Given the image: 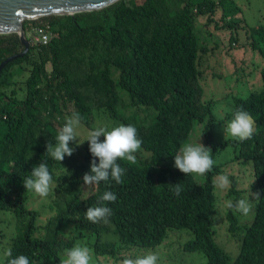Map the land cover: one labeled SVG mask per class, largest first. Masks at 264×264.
<instances>
[{"label":"trees","instance_id":"trees-1","mask_svg":"<svg viewBox=\"0 0 264 264\" xmlns=\"http://www.w3.org/2000/svg\"><path fill=\"white\" fill-rule=\"evenodd\" d=\"M217 10L224 25H239V18L225 24L239 12L230 0H120L99 11L23 23L27 39L33 29L46 27L53 38L46 46L31 45L0 72V213L12 216L5 220L7 231H1V238L10 237L5 245L0 240V264L9 249L13 256L27 255L31 264H62L63 251L76 244L90 248L91 264L102 259L120 264L125 256L147 251L159 255V264H168L158 247L173 232L186 237L180 255H198L201 264H264V66L262 87L234 97L225 115L230 120L235 109L248 110L257 121L254 136L243 142L216 139L213 101L203 97L198 69L206 49L199 48L194 25L195 17L205 14L211 15L209 24ZM250 37L264 60V21L250 30ZM234 42L232 37L229 43ZM22 52L17 34L0 35V64ZM22 70L26 80L20 97L14 78ZM74 111L87 128L99 112L137 127L145 155H136L135 163L119 161L126 169L122 183H83L93 159L88 142L83 159L73 164L68 156L59 164L48 155V142L55 144L65 117ZM193 131L202 133L216 162L204 176L185 175L173 166V156ZM217 147L232 155L216 159ZM44 160L55 183L48 215L41 219V211L28 208L32 192L22 180ZM228 164L252 169L243 186L239 175H230L227 191L228 200L258 194L248 215L224 208L216 216L214 180ZM177 183L180 196L173 191ZM105 190L117 195L115 202H103L112 215L106 223L93 224L85 212ZM219 221L224 238L215 229ZM222 239L235 252L222 248Z\"/></svg>","mask_w":264,"mask_h":264},{"label":"rangeland","instance_id":"rangeland-1","mask_svg":"<svg viewBox=\"0 0 264 264\" xmlns=\"http://www.w3.org/2000/svg\"><path fill=\"white\" fill-rule=\"evenodd\" d=\"M141 1L143 0H136L137 3ZM230 1L233 2L234 7L239 12L236 13L234 17H227L228 19L226 18L227 20H225V24L232 23L231 21L239 18V25H235V27L232 25H224L221 20L220 11L218 10L212 16V21L209 24H206V18H210L211 15L205 14L196 16L194 25V32L198 38L199 48L203 47L206 49V52H201L199 56L198 69L201 72L200 85L203 90L204 99L213 101L212 111L216 119L214 136L216 139H219L222 136V141L227 140V138L230 137L227 134L224 136L223 125H226V122L228 121L225 119V115L233 105V98L246 97L252 91L258 90L262 87L261 70L264 66L263 58L260 56L257 49H253L251 46L253 37H250V30L258 27L259 24L264 21V0ZM39 20L40 19L35 21ZM241 21L244 22L242 23ZM232 37L236 42L230 44L229 42ZM28 39L29 41L31 40V38ZM25 80L26 73L23 70L20 71L14 78V87L18 90L20 97H22V91L25 87ZM153 118L154 116L151 118L150 123L153 121ZM115 124L119 123L99 112L95 114L91 128L98 126L110 127ZM87 129V127L77 129V142L82 144H73L75 150L71 156H68L69 164H73L81 160V158L83 159L84 146L87 143V141L84 143L83 141L86 139ZM197 132L198 131H196V133H192L187 141L193 138L198 139L200 134ZM102 138L103 137L100 139ZM200 142L205 146V141H203L202 135L200 137ZM214 152L218 153L216 159H222L221 161L227 158L226 153L232 155V151L230 149L223 151V149L217 147ZM135 155H145V153L138 150ZM66 169L67 168H64V170ZM223 170L225 174H228L229 176L239 175L240 183L238 184L241 186L250 182L252 170L250 165L242 166L240 164H228L223 168ZM214 182L216 183V178ZM227 191L228 189H219L216 187V200L219 202V205H217L216 216L222 214V210H224L223 202L229 199L227 198ZM51 192L48 196L51 195ZM48 196L40 197L38 194L31 193L28 201V208H33L42 212L41 219H45L48 215L46 213L48 211ZM0 218V240H2L5 245V240H8L10 235H8L6 239L1 238V231H7L9 224H5V220L8 221L12 219V216L8 213H0ZM220 224L221 222L219 221L216 224L215 229L217 230L219 238H224V227L221 226L218 230ZM185 238L184 233L183 235H180V232L171 233L166 242L158 247V252H160L162 256L161 259H165L168 264H192L191 262L201 264L202 259H200L198 255H180V251H178V249ZM219 245L228 252L230 251V253L235 252V246L227 243L224 239H222ZM2 247L3 246L0 244V252ZM101 263L110 264L107 263L105 259H102Z\"/></svg>","mask_w":264,"mask_h":264},{"label":"clouds","instance_id":"clouds-1","mask_svg":"<svg viewBox=\"0 0 264 264\" xmlns=\"http://www.w3.org/2000/svg\"><path fill=\"white\" fill-rule=\"evenodd\" d=\"M82 127L85 125L80 112L74 111L70 116L65 117L56 136L55 144L48 142L46 146L48 155L59 164L66 156H71L75 150L73 143L75 145L82 144L77 142V129ZM256 127L257 121L253 115L243 107H239L233 111L232 118L226 122V125H223V132L224 136L227 134L234 140L243 142L252 139ZM201 135L198 139L193 138L184 143L173 156L174 168L185 175L204 176L213 169L216 163L211 148L200 142ZM101 137L103 140L100 139ZM85 141L88 142L89 152L93 157L90 162V170L83 176V183L88 186H99L101 182L105 186L110 185L113 181L116 184L122 183L126 169L121 166L119 161L123 159L135 163L137 160L135 153L141 149L143 144L137 127L131 123L88 128L83 143ZM22 183L25 190L38 194L40 197H47L55 183L47 160L34 166L31 173L23 178ZM232 183L228 174H218L216 177V187L219 189H229ZM172 186L174 194L180 196L182 191L180 183ZM253 197L258 198V194L251 193L248 198L225 200L223 207L235 209L242 215H248L253 210ZM116 200L115 192L105 190L98 196L97 205L87 208L85 212L87 219L93 224L108 222V218L112 215V209L103 202H115ZM5 256L4 264H31L27 255L13 256L11 249L5 253ZM63 257L62 264H91L92 261L90 248L81 244L65 249ZM120 264H159V255L154 251H147L135 256H125Z\"/></svg>","mask_w":264,"mask_h":264},{"label":"water","instance_id":"water-1","mask_svg":"<svg viewBox=\"0 0 264 264\" xmlns=\"http://www.w3.org/2000/svg\"><path fill=\"white\" fill-rule=\"evenodd\" d=\"M120 0H0V35L17 34L23 52L7 58L3 67L24 56L31 46L25 35L23 23L50 16H70L79 13L99 11Z\"/></svg>","mask_w":264,"mask_h":264},{"label":"built area","instance_id":"built-area-1","mask_svg":"<svg viewBox=\"0 0 264 264\" xmlns=\"http://www.w3.org/2000/svg\"><path fill=\"white\" fill-rule=\"evenodd\" d=\"M29 38L32 40H30L31 45L39 47L48 45L51 42L53 35L49 32V27H46L45 29L35 28L30 32Z\"/></svg>","mask_w":264,"mask_h":264}]
</instances>
